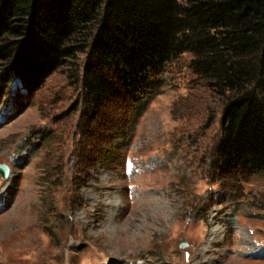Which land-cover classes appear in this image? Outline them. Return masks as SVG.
Returning a JSON list of instances; mask_svg holds the SVG:
<instances>
[{
  "label": "rangeland",
  "instance_id": "374dc122",
  "mask_svg": "<svg viewBox=\"0 0 264 264\" xmlns=\"http://www.w3.org/2000/svg\"><path fill=\"white\" fill-rule=\"evenodd\" d=\"M190 61L134 123L123 96L92 120L69 67L32 93L0 64V264H264V177L216 175L224 106Z\"/></svg>",
  "mask_w": 264,
  "mask_h": 264
},
{
  "label": "trees",
  "instance_id": "16d2710c",
  "mask_svg": "<svg viewBox=\"0 0 264 264\" xmlns=\"http://www.w3.org/2000/svg\"><path fill=\"white\" fill-rule=\"evenodd\" d=\"M183 55L224 106L216 175L264 177V0H0L3 82L69 67L92 120L123 96L135 121Z\"/></svg>",
  "mask_w": 264,
  "mask_h": 264
},
{
  "label": "water",
  "instance_id": "95a60500",
  "mask_svg": "<svg viewBox=\"0 0 264 264\" xmlns=\"http://www.w3.org/2000/svg\"><path fill=\"white\" fill-rule=\"evenodd\" d=\"M0 174L4 179L8 178L10 175V168L8 165L0 164ZM187 245V242L185 239H183V242L181 244V248L185 247Z\"/></svg>",
  "mask_w": 264,
  "mask_h": 264
},
{
  "label": "bare ground",
  "instance_id": "6f19581e",
  "mask_svg": "<svg viewBox=\"0 0 264 264\" xmlns=\"http://www.w3.org/2000/svg\"><path fill=\"white\" fill-rule=\"evenodd\" d=\"M3 117H4V115H3Z\"/></svg>",
  "mask_w": 264,
  "mask_h": 264
}]
</instances>
